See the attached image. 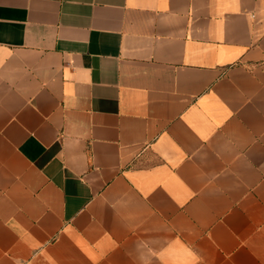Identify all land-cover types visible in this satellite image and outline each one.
<instances>
[{
	"label": "crops",
	"instance_id": "1",
	"mask_svg": "<svg viewBox=\"0 0 264 264\" xmlns=\"http://www.w3.org/2000/svg\"><path fill=\"white\" fill-rule=\"evenodd\" d=\"M0 264H264V0H0Z\"/></svg>",
	"mask_w": 264,
	"mask_h": 264
}]
</instances>
